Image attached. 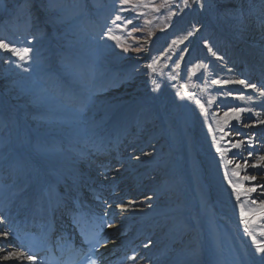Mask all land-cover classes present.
<instances>
[{"label":"bare ground","instance_id":"obj_1","mask_svg":"<svg viewBox=\"0 0 264 264\" xmlns=\"http://www.w3.org/2000/svg\"><path fill=\"white\" fill-rule=\"evenodd\" d=\"M27 4H30V1L26 0L24 5ZM32 6H36V3ZM245 7L243 22L234 24L232 28L236 36L228 39L230 43L226 42L228 44L226 55L223 52V56H220L224 67L231 70L223 77L229 83L226 87L227 91L230 94L243 92L245 99L225 98L224 101L210 99L205 103L209 109L202 111L197 109L196 104L202 93L194 86L185 84L176 102L170 105L171 134L164 136L169 138L170 143H163L158 131L152 132L157 127L156 119H150L146 112H142L143 109L148 108L128 109V104L123 105V100H126L139 86L140 80L137 77L121 87L116 84H106L108 82L106 80L104 85L93 91L96 95L95 103L85 117L90 129L88 137H79L80 134L76 130L60 125H48L39 120L26 122L21 115L28 116L34 112L27 108L22 94L11 88L5 93L0 91L4 100H9L7 98L10 97L13 101L12 104H6V109L15 111L9 113L13 117L16 116L15 119L19 123L17 132L19 137L22 136L21 141L25 138L23 134L25 129L37 133L32 141L23 142L20 152L5 165L0 166L1 180L6 177V182L0 186V217L3 219L5 217L2 208L9 209L11 202L14 201L33 210L41 207L40 205L45 202L44 193H48L49 198L46 199L58 205L62 201H59V198L66 199L71 196V190L81 192L83 188L81 184L89 183L88 181L94 178V171H97L95 166L82 170L84 160L82 158L89 150L95 152L99 142L105 141L107 149L110 150L113 143L119 145L120 140H129L131 136L140 139L150 138L163 143L155 156L159 168L155 167V163H151L150 166L157 168L156 173L153 170L155 183L162 182L163 185L152 191L148 196L150 200L144 204L145 208L142 211H134L130 214L131 217H125L126 213L125 215L118 213L120 214L119 232L134 226L133 230H145L149 234L146 240L148 242L144 246V250L146 247L148 250L143 251L142 258H139L136 264H225V258H222L224 238L231 239L239 249L243 256L240 258L241 264H264V259H261L262 254L255 250L256 245L249 232L245 231L241 217V206L245 213H249L250 205L254 212H258L260 202L264 201V192H247L250 183L264 185V161L260 159L264 157V101L261 100L264 98L262 94L264 82L255 89L246 86L255 85L256 79L252 73L263 72L264 77V0H248V3L239 8ZM3 53L0 50V56ZM242 62L246 64V71L238 74L235 70L239 69L238 66ZM238 75L244 78L240 76L243 78L241 80ZM240 81H245V84L239 83ZM67 83L60 82V88L55 86L53 88L60 91L59 98H63L69 109L71 107L68 106H73L78 96L80 99L84 96L78 95L77 90L70 89ZM106 91L108 94L104 95ZM215 102L218 105L223 103L218 107V111L210 107ZM75 104L84 105L79 101ZM126 105H128L127 114L118 116L119 109L122 112V107ZM237 108L242 110L236 112ZM133 109L137 111L131 112ZM80 111L83 109H79L78 113ZM8 114L2 120L0 118V127L6 124L4 120L10 117ZM47 118L51 121V117ZM64 122L76 124L74 120H64ZM228 122L240 123L242 126L228 127ZM125 125L134 126L131 129L139 130V134L123 133ZM15 133L14 129L12 135ZM95 135L97 136L94 137ZM112 135L117 137V140L113 141ZM75 139L82 148L88 146V150L84 149L85 154L79 155L81 157L75 156L73 160L71 158L74 156L73 153L79 151L68 141H76ZM124 143L121 145L122 148ZM97 150L100 152L99 149ZM46 153L51 157L44 155ZM253 165L260 166L253 167ZM159 169H162V172H158ZM115 170V173H120L122 169ZM122 173L127 177L122 183L124 184L130 175L125 168ZM251 176H255L256 179L254 181L245 179ZM114 177L115 175L111 176ZM229 181L232 183L229 184ZM233 185L239 189V192L233 188ZM12 186L16 187L13 192H11ZM142 187H147L145 181ZM238 194L239 200H237ZM218 220L226 224L227 236H222L218 230ZM257 223L264 230V220H258ZM252 225H250L251 234L255 235L257 240L264 239L261 232L254 230ZM4 226L5 223L0 222V264H25V258L7 261L3 259L8 253H14L6 241L7 238L1 237ZM165 233L169 236L165 237ZM180 234L188 237L184 249L178 250L175 248L180 241L173 238Z\"/></svg>","mask_w":264,"mask_h":264},{"label":"rangeland","instance_id":"obj_2","mask_svg":"<svg viewBox=\"0 0 264 264\" xmlns=\"http://www.w3.org/2000/svg\"><path fill=\"white\" fill-rule=\"evenodd\" d=\"M24 1L0 0V39L18 49H31L26 60L3 51L0 56V91L5 93L11 88L22 94L27 108L34 112L28 116L21 115L26 122L39 120L48 125H60L76 130L79 137H87L90 129L85 117L96 97L91 90H97L106 80V84L121 87L137 77L140 84L123 100V105L129 106L122 107V112L119 109L118 116L135 107L148 108H142V112H146L150 119H156L157 127L152 132L158 131L163 143H170L169 138H165L171 134L170 105L176 102L185 84L202 93L196 100L197 109L202 111L209 109L205 103L210 99H245L243 92L230 94L227 91L229 83L223 77L231 70L224 67L220 56L223 52L226 55V45L230 43L228 39L236 36L232 28L234 24L243 22L246 7H239L248 0H130L127 4H122L121 0H44L46 13L40 31H35L40 25L36 23L38 18L34 22L33 13L29 11L33 6L29 8L23 4ZM28 21L30 25L25 27L23 24ZM110 36L118 39L113 40ZM212 50L217 53L216 56ZM60 82H68L70 89L84 96L83 99L78 97V100L87 105L85 110L76 114L75 106H68L71 111L67 108L65 102L51 90L53 86L60 88ZM1 92L2 120L9 112L15 111H7L6 104L13 101L10 97L4 100ZM107 94L108 91L104 93ZM221 105L222 102L219 105L215 102L210 107L218 111ZM134 109L131 112L137 111ZM240 110L237 108L236 112ZM9 116L4 120L6 124L0 127V166L22 150L25 140L32 141L37 134L25 129V138L21 141L16 116ZM47 117H51V121ZM64 120H74L76 124H68ZM228 123V127L242 126L240 123ZM14 129L16 133L12 135ZM132 129L131 133L139 134V130ZM131 137L119 150L117 166L125 168L131 176L118 189V194H127L125 197L122 195L119 203L124 207L121 214L126 213L125 217H131L134 211H142L152 191L163 185L162 182L155 183L153 172L157 169L155 167L159 168L155 156L162 141ZM68 142L79 147L78 140ZM73 154L71 158L74 160L78 154ZM44 155L51 157L47 153ZM151 163L156 166L150 167ZM83 167L81 169L85 170ZM121 178L125 180L127 177L122 175ZM144 181L147 187L143 188ZM0 182V186L3 185L6 177L3 180L0 177ZM263 186L253 182L248 184L247 189L255 188L253 193H263ZM15 188L12 186L11 192ZM250 207L247 214L254 212ZM252 228L259 232L263 229L258 223ZM167 234L165 237L169 236ZM183 235L174 236L173 240L180 241L175 249H184L188 235Z\"/></svg>","mask_w":264,"mask_h":264},{"label":"snow or ice","instance_id":"obj_3","mask_svg":"<svg viewBox=\"0 0 264 264\" xmlns=\"http://www.w3.org/2000/svg\"><path fill=\"white\" fill-rule=\"evenodd\" d=\"M122 4H127L130 3V0H121ZM117 19H120V17H117ZM131 23V22H129ZM110 35V33H109ZM111 39L116 40L118 39L115 36H110ZM0 50L5 51V52H9L12 53L14 55H16L17 57H19L21 60H26L29 57V53L31 51L30 48H23V49H18L16 48L13 44L6 42L3 39H0ZM239 83L241 84H245V81H240ZM247 87H251L253 89L256 88V85L254 84H247ZM262 94H264V92H262ZM201 107H203V105H201ZM227 115V113L225 114ZM237 147H239V144H237ZM219 150V149H218ZM252 153L250 152L249 155H251ZM261 161H264V157L260 158ZM260 165H253V167H258ZM239 167V165H238ZM246 180H252L254 181L256 179L255 176H251V177H245ZM232 182L229 181V184H231ZM233 188L235 190H237V192H239V189H236V186L233 185ZM256 189L255 188H249L247 189V192L251 193V192H255ZM240 199L239 194L237 195V200ZM253 203H256L255 201H253ZM241 217L243 220V223L245 225V231L249 232V235H251V238L254 242V244L256 245V251L261 255V259H264V239L262 240H257L255 235H252L250 232V225L252 224H256L258 220H264V201L260 202V208L258 210V212H253L251 214H247L245 213L243 206H241ZM3 221V217H0V222ZM3 236L7 237L8 233L4 232L2 234ZM261 235L264 236V230L261 231ZM24 257V253L23 252H19V253H8V255L4 256L3 259L4 260H11V259H22ZM36 259V257L34 256H27V260L28 261H34ZM90 264H97V262L95 260L90 261Z\"/></svg>","mask_w":264,"mask_h":264},{"label":"water","instance_id":"obj_4","mask_svg":"<svg viewBox=\"0 0 264 264\" xmlns=\"http://www.w3.org/2000/svg\"><path fill=\"white\" fill-rule=\"evenodd\" d=\"M26 1V0H25ZM25 1L23 2L25 4ZM29 1V0H27ZM32 3V4H31ZM33 3H36V6H33ZM26 6H28L30 8V10L32 11L33 15H37L40 16L41 18H44L45 15V6H44V0H31L30 4H27ZM42 21H44V19H42Z\"/></svg>","mask_w":264,"mask_h":264},{"label":"trees","instance_id":"obj_5","mask_svg":"<svg viewBox=\"0 0 264 264\" xmlns=\"http://www.w3.org/2000/svg\"><path fill=\"white\" fill-rule=\"evenodd\" d=\"M25 27L30 25V22L23 24Z\"/></svg>","mask_w":264,"mask_h":264}]
</instances>
